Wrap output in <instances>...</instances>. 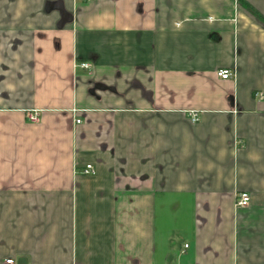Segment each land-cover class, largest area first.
Returning <instances> with one entry per match:
<instances>
[{"label": "crops", "instance_id": "1", "mask_svg": "<svg viewBox=\"0 0 264 264\" xmlns=\"http://www.w3.org/2000/svg\"><path fill=\"white\" fill-rule=\"evenodd\" d=\"M8 260L264 264V0H0Z\"/></svg>", "mask_w": 264, "mask_h": 264}, {"label": "built area", "instance_id": "2", "mask_svg": "<svg viewBox=\"0 0 264 264\" xmlns=\"http://www.w3.org/2000/svg\"><path fill=\"white\" fill-rule=\"evenodd\" d=\"M87 1H91V0H87ZM80 66H81V68H83L86 71H90L92 69V65L89 63H82ZM218 77H220L223 80H231V79L235 78V74L232 71H228V70L219 71ZM191 119L194 123H197L199 121L198 114L192 113ZM30 120L34 123H37L39 121L38 114L31 116ZM78 123H80V121H78ZM84 173L86 175H95V170H94L93 166H87ZM249 203H250V196L245 193V194H241L238 196L236 206L237 207H247L249 205ZM6 264H14V261L8 260V261H6Z\"/></svg>", "mask_w": 264, "mask_h": 264}]
</instances>
